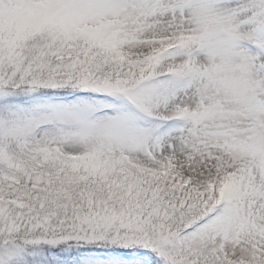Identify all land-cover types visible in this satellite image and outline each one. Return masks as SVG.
<instances>
[{
    "label": "snow or ice",
    "instance_id": "6c2138e0",
    "mask_svg": "<svg viewBox=\"0 0 264 264\" xmlns=\"http://www.w3.org/2000/svg\"><path fill=\"white\" fill-rule=\"evenodd\" d=\"M0 264H264V0H0Z\"/></svg>",
    "mask_w": 264,
    "mask_h": 264
}]
</instances>
